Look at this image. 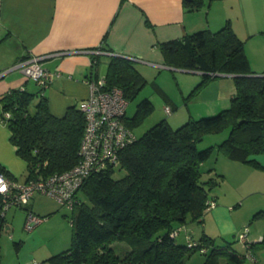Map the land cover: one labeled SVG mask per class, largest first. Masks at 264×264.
Listing matches in <instances>:
<instances>
[{
    "label": "trees",
    "instance_id": "1",
    "mask_svg": "<svg viewBox=\"0 0 264 264\" xmlns=\"http://www.w3.org/2000/svg\"><path fill=\"white\" fill-rule=\"evenodd\" d=\"M209 3L182 0V8L186 13L196 12L208 8ZM157 48L167 67L203 73L185 101L217 75H231L234 94L228 108L213 116L190 119L176 129L161 121L120 153L116 167L125 171V176L113 179L116 167L89 176L74 197L70 247L47 259V264H185L196 252H203V264H245V255L232 249V242L201 235L197 243H188L194 246H184L177 244L171 233L178 230L174 225L200 220L206 202H215L205 188L214 184L212 180L200 181L199 166L213 153V147L197 150L204 136L229 129L217 151L232 161L264 170V165L253 159L264 155V75L251 71L244 42L229 21L215 32L200 30L158 43ZM99 49L110 52L102 46ZM99 57L90 56L92 71ZM104 77L106 88H119L127 103L147 84L133 62L122 57L108 58ZM30 81L26 79L22 87L0 95V119L10 131L9 142L16 155L26 163L25 182L76 165L85 125L77 105L67 108L60 118L53 116L44 90L34 82L30 88ZM36 98L31 114L29 106ZM152 108L148 99L142 100L132 117H124L125 126L133 130ZM0 173L9 177L2 167ZM79 195L85 201L79 200ZM258 216L264 217V212L254 215ZM6 227L0 213V235ZM114 242L127 244L129 251L124 257L114 251Z\"/></svg>",
    "mask_w": 264,
    "mask_h": 264
},
{
    "label": "crops",
    "instance_id": "2",
    "mask_svg": "<svg viewBox=\"0 0 264 264\" xmlns=\"http://www.w3.org/2000/svg\"><path fill=\"white\" fill-rule=\"evenodd\" d=\"M227 21L244 42L251 71L264 75V0H210L208 8L187 13L182 0H0V95L22 87L25 82L23 73L16 68L19 61L44 57L41 65L52 74L44 96L51 114L60 118L67 108L88 97L85 80L96 74L90 66L91 52L102 46L110 52L100 56L133 62L172 111V107L176 109L182 104L203 73L167 67L157 44L204 29L215 32ZM174 72L197 77L177 81ZM233 94L232 76L217 75L188 101L190 105L198 104V108L195 112L188 111L182 123L227 109ZM167 123L171 126L169 120ZM9 138L10 131L0 119V167L18 182L26 163L16 155ZM257 160L264 164V157ZM258 183L254 190L238 198L234 208L217 204L200 220L175 227L179 230L175 242L180 238L181 243L177 244L188 246L197 243L201 235L226 241L232 238L235 241L232 249L241 255L249 252L254 257L255 262L245 258V264H264V217H254L264 212V188H255ZM28 208L37 215L50 216L47 210L35 208V197ZM41 225L34 235L41 232L38 231ZM244 226L249 230L248 248L236 242ZM49 228L48 223L42 232H50ZM204 258L203 252H196L185 264H203Z\"/></svg>",
    "mask_w": 264,
    "mask_h": 264
},
{
    "label": "rangeland",
    "instance_id": "3",
    "mask_svg": "<svg viewBox=\"0 0 264 264\" xmlns=\"http://www.w3.org/2000/svg\"><path fill=\"white\" fill-rule=\"evenodd\" d=\"M99 64L95 68V72L98 76H104L107 72V57L100 56ZM176 80L182 78L187 81L192 77H197L190 74H183L180 72H174ZM153 76V73L150 75ZM161 79V78H160ZM33 82L30 81V88H33ZM187 82L183 87H186ZM182 85V84H181ZM32 90V89H31ZM187 95V93H185ZM188 96V95H187ZM185 96L182 104L177 108L172 107V111L169 113L166 111L164 100L155 91V89L147 83L138 95L128 102L125 117L130 118L133 116L136 106L144 99H148L152 103V110L146 115L141 123L136 126L132 131L136 138H140L147 130L153 127L155 124L161 121H170L171 127L176 129L182 126V119L187 115L188 111L195 112L198 108V104L190 105L188 101H185ZM37 98L32 101L29 106V112L32 114L35 110V104ZM226 103L225 105H227ZM229 135V129L220 131L216 134H209L204 136L201 142L196 145L197 150H203L208 147H213L212 155L202 162L199 166L200 181L208 182L212 180L213 185L206 186V191L209 198H213L217 204H226L229 208H234L240 196H246L249 192L254 190L255 187L264 188V181H258V179H264V170L257 169L252 165L232 161L228 159L222 153H219L216 149L217 145L222 143ZM264 157V155H256L253 159L261 164L258 158ZM26 176V171L18 177V182L22 183ZM125 176V171L118 169L114 170L113 179L117 180ZM239 198V199H238ZM79 200L85 201L83 195H79ZM224 202V203H223ZM35 208L40 210H47L50 216L46 218L45 223L39 227L38 234L34 235L35 228L32 232L28 233L24 229L25 211L22 208H10L5 213L4 225L10 227L6 232L4 229L0 235V263L1 264H47L45 261L52 256L58 255L61 252L66 251L70 247L71 240V228L69 220L72 216L71 210L61 206L52 198L36 195L35 196ZM46 217V216H45ZM49 223L50 232H42V229ZM193 223L187 221L186 224ZM199 224V223H197ZM179 225H174L177 227ZM178 229V228H177ZM240 232V231H239ZM238 232V234H239ZM34 235L30 237L29 235ZM60 234H62L60 236ZM30 237V238H29ZM62 237V238H61ZM29 238V239H28ZM28 240V241H26ZM229 242L234 240L227 238ZM22 241V243L20 242ZM236 242L237 237H236ZM59 245H55V244ZM176 243H181L180 238L176 239ZM235 244V241L233 242ZM114 251L120 256L124 257L129 251V248L125 242H114L111 244Z\"/></svg>",
    "mask_w": 264,
    "mask_h": 264
},
{
    "label": "built area",
    "instance_id": "4",
    "mask_svg": "<svg viewBox=\"0 0 264 264\" xmlns=\"http://www.w3.org/2000/svg\"><path fill=\"white\" fill-rule=\"evenodd\" d=\"M91 53L109 54L99 49ZM43 59L44 57H29L19 61L16 68L21 70L25 79L31 80L45 90L52 80V74L42 67ZM85 83L89 89L88 97L76 104L85 119L76 165L62 173L38 176L23 183H18L17 180L0 173L1 216L4 218L5 213L12 207L25 209L24 229L28 233L46 220L45 216L37 215L28 209L34 196L52 198L72 212L77 201L74 198L75 194L85 180L108 168H115L120 153L136 141L132 130L123 122L128 103L122 91L116 87L106 88L104 76L94 77L92 74ZM166 111L170 113V107L166 106ZM4 117L8 118L9 114L5 113ZM215 206L213 200H208L204 212L212 210ZM69 225H72L71 219ZM178 231L172 232L171 237H176ZM248 231V227L244 226L237 235V241L246 248H248ZM245 257L255 262L249 252H246Z\"/></svg>",
    "mask_w": 264,
    "mask_h": 264
},
{
    "label": "water",
    "instance_id": "5",
    "mask_svg": "<svg viewBox=\"0 0 264 264\" xmlns=\"http://www.w3.org/2000/svg\"><path fill=\"white\" fill-rule=\"evenodd\" d=\"M215 75H217V74H215ZM5 230H6V232L8 231V226L5 228Z\"/></svg>",
    "mask_w": 264,
    "mask_h": 264
}]
</instances>
